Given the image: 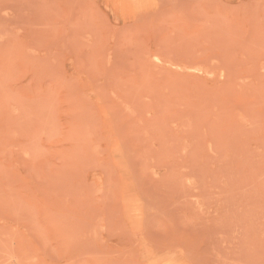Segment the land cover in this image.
I'll return each mask as SVG.
<instances>
[{"label": "rangeland", "instance_id": "obj_1", "mask_svg": "<svg viewBox=\"0 0 264 264\" xmlns=\"http://www.w3.org/2000/svg\"><path fill=\"white\" fill-rule=\"evenodd\" d=\"M0 264H264V0H0Z\"/></svg>", "mask_w": 264, "mask_h": 264}, {"label": "bare ground", "instance_id": "obj_2", "mask_svg": "<svg viewBox=\"0 0 264 264\" xmlns=\"http://www.w3.org/2000/svg\"><path fill=\"white\" fill-rule=\"evenodd\" d=\"M120 2V1H119Z\"/></svg>", "mask_w": 264, "mask_h": 264}]
</instances>
